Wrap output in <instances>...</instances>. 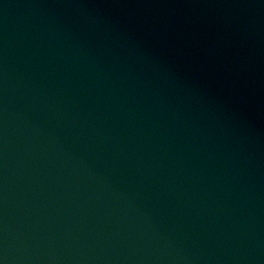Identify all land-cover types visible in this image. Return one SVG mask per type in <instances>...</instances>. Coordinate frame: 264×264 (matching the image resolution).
Returning a JSON list of instances; mask_svg holds the SVG:
<instances>
[{
	"label": "water",
	"instance_id": "95a60500",
	"mask_svg": "<svg viewBox=\"0 0 264 264\" xmlns=\"http://www.w3.org/2000/svg\"><path fill=\"white\" fill-rule=\"evenodd\" d=\"M0 264H264V0H0Z\"/></svg>",
	"mask_w": 264,
	"mask_h": 264
}]
</instances>
